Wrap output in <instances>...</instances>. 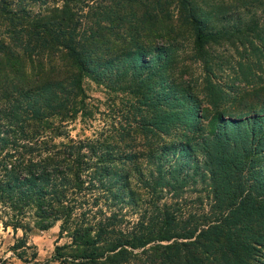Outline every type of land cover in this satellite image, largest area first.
I'll list each match as a JSON object with an SVG mask.
<instances>
[{
  "label": "trees",
  "instance_id": "1",
  "mask_svg": "<svg viewBox=\"0 0 264 264\" xmlns=\"http://www.w3.org/2000/svg\"><path fill=\"white\" fill-rule=\"evenodd\" d=\"M99 1L0 0V225L22 232L12 255L36 262L24 235L58 223L54 264H264V86L253 69L264 24L244 15L264 0ZM161 18L189 29L198 74L176 75V29ZM221 41L239 51L230 84L214 79L208 46ZM87 82L132 97L117 140L67 135L90 114ZM195 183L210 212L160 203ZM141 200L127 227L121 210Z\"/></svg>",
  "mask_w": 264,
  "mask_h": 264
},
{
  "label": "rangeland",
  "instance_id": "2",
  "mask_svg": "<svg viewBox=\"0 0 264 264\" xmlns=\"http://www.w3.org/2000/svg\"><path fill=\"white\" fill-rule=\"evenodd\" d=\"M98 2L100 1L96 0L95 3ZM84 11H86L85 8H83ZM248 11L244 14L245 16L250 17L251 14L253 18L258 20L257 23L259 25L261 23L264 24V4L252 7ZM140 12L141 10L138 11V13ZM172 18L176 20L174 14H172ZM174 19L161 18L160 20L165 28L173 26L176 29L173 35V43L178 46V49L174 71L176 75H183L184 77L190 74L196 75L201 71V67L193 55L192 36L188 28L180 21H175ZM170 37L162 34L163 40ZM159 40L160 38H158ZM208 47L210 52L216 54L218 57L216 62H214V79H218L221 83L230 84L232 78L229 67L240 59L239 51L234 48V44L230 45L228 41L213 43ZM253 69L256 75L261 77L259 83L264 86V63L260 68L255 67ZM234 83L235 85L238 83L241 86L239 82ZM259 83H256L255 86L259 85ZM85 88L87 95L86 101L90 114L84 117L77 116L74 120L66 123L67 135L73 139L95 138L96 136L103 138L106 136L112 140H117V132H119L120 125L126 124L124 115L128 101L132 100V97L124 93L109 92L103 86L96 85L92 82H87ZM232 109L229 110L231 111ZM136 141L134 145L140 146L141 141L138 139ZM135 187L138 189L139 197L141 199H147L148 194L146 190L138 185ZM162 201L166 203L177 201L183 216L188 213L200 214L210 212L213 205L211 193L208 188H204L200 183L185 186L179 196H174L171 191L166 192L163 194L160 203ZM144 207H146V204L141 200L139 202L140 210H135L130 206H125L121 210L127 227L132 226L136 222L139 212ZM57 230L58 223H55L47 229H32L24 235L26 243L31 245L32 249L36 251V258L34 260L36 262L29 261L25 263L14 257L10 250V246L17 237L22 235V232L20 230L12 232L9 227L3 229L0 225V264H54L48 261L53 252V247L55 244L63 243L66 239L64 237L57 238Z\"/></svg>",
  "mask_w": 264,
  "mask_h": 264
}]
</instances>
